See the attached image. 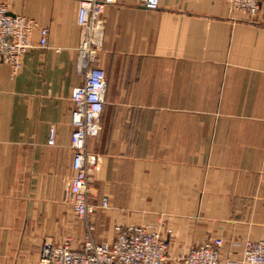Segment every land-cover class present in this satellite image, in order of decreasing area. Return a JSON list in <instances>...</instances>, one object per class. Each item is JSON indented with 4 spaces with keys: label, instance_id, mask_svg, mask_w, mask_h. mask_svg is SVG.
Segmentation results:
<instances>
[{
    "label": "crops",
    "instance_id": "obj_1",
    "mask_svg": "<svg viewBox=\"0 0 264 264\" xmlns=\"http://www.w3.org/2000/svg\"><path fill=\"white\" fill-rule=\"evenodd\" d=\"M9 7L50 36L19 70L0 64V264H42L44 242L112 243L117 225L161 232L167 264L215 238L221 264H243L234 244L264 240V0L254 20L225 0L106 7L94 69L107 92L87 146L97 158L91 212L75 232L63 199L73 175L71 97L84 82L78 5ZM33 37L37 45V30Z\"/></svg>",
    "mask_w": 264,
    "mask_h": 264
},
{
    "label": "built area",
    "instance_id": "obj_2",
    "mask_svg": "<svg viewBox=\"0 0 264 264\" xmlns=\"http://www.w3.org/2000/svg\"><path fill=\"white\" fill-rule=\"evenodd\" d=\"M12 0H0V64L13 70L22 67L25 55L35 48H49L50 31L25 15L13 13ZM78 5L77 25L80 28L77 73L84 82L72 92L71 150L73 175L66 188V201L76 218L87 220L90 212V181L97 163L95 155L87 150L90 138L100 132V118L104 111L107 92L106 81L96 73L98 52L103 44L106 7L114 0H67ZM162 0H142L149 11L159 9ZM234 12L245 14L250 19L260 12L261 0H225ZM39 33L37 45L35 31ZM109 201L102 200L107 208ZM112 243L96 244L90 235L81 249H74L66 242L54 245L44 242L42 264H167L166 239L161 232L143 226L115 227ZM220 238L208 239L192 247L183 259L184 264H221ZM234 247L242 250L243 264H264V240L236 242Z\"/></svg>",
    "mask_w": 264,
    "mask_h": 264
},
{
    "label": "rangeland",
    "instance_id": "obj_3",
    "mask_svg": "<svg viewBox=\"0 0 264 264\" xmlns=\"http://www.w3.org/2000/svg\"><path fill=\"white\" fill-rule=\"evenodd\" d=\"M69 181H70V180H69ZM69 181H68L67 184L65 185L63 202H64V204H65V205L69 208V210H70L69 213H67V215L69 216V218H70L71 221H72L73 231L75 232V231H77V228H78L77 225H78V224H81L80 221H82V220H80V219H78V218L75 217V215L73 214V212H72V210H71V206H70L69 203L66 201V188H67V186H68ZM50 243L58 244V243H55L54 241H50ZM167 249H168V245L166 246V255H167V258H168ZM190 249H191V248H190ZM167 262H168V260H167ZM179 263H180V264H184V263H183V260L179 261Z\"/></svg>",
    "mask_w": 264,
    "mask_h": 264
}]
</instances>
